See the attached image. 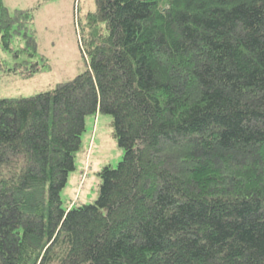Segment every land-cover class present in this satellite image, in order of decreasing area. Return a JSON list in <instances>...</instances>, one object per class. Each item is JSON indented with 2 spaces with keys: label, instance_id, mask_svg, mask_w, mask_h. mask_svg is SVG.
<instances>
[{
  "label": "trees",
  "instance_id": "1",
  "mask_svg": "<svg viewBox=\"0 0 264 264\" xmlns=\"http://www.w3.org/2000/svg\"><path fill=\"white\" fill-rule=\"evenodd\" d=\"M93 1L86 70L0 99V264H264V0ZM32 25L0 0L26 77L44 65ZM97 114L123 157L93 203L65 206Z\"/></svg>",
  "mask_w": 264,
  "mask_h": 264
},
{
  "label": "rangeland",
  "instance_id": "2",
  "mask_svg": "<svg viewBox=\"0 0 264 264\" xmlns=\"http://www.w3.org/2000/svg\"><path fill=\"white\" fill-rule=\"evenodd\" d=\"M3 3L9 11H32L38 56L29 62L42 64L39 61L42 59L44 65L31 77L9 71L20 59H14L12 52L0 46V60L5 66L0 71V99L29 98L51 91L86 70L77 23L95 11L93 0H3ZM11 47L13 52L24 47L23 39L14 37ZM122 157L123 151L113 138L111 117L102 114L89 117L81 149L76 154L75 170L61 192L64 205L93 203L99 191V172L106 166L116 167Z\"/></svg>",
  "mask_w": 264,
  "mask_h": 264
}]
</instances>
